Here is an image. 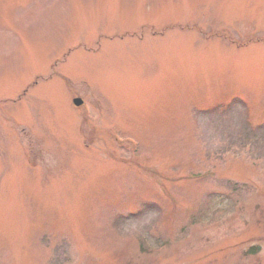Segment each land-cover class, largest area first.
<instances>
[{
    "label": "rangeland",
    "instance_id": "obj_1",
    "mask_svg": "<svg viewBox=\"0 0 264 264\" xmlns=\"http://www.w3.org/2000/svg\"><path fill=\"white\" fill-rule=\"evenodd\" d=\"M0 264H264V0H0Z\"/></svg>",
    "mask_w": 264,
    "mask_h": 264
},
{
    "label": "water",
    "instance_id": "obj_2",
    "mask_svg": "<svg viewBox=\"0 0 264 264\" xmlns=\"http://www.w3.org/2000/svg\"><path fill=\"white\" fill-rule=\"evenodd\" d=\"M74 103L76 104V106H80L82 104V101L80 99H76Z\"/></svg>",
    "mask_w": 264,
    "mask_h": 264
}]
</instances>
